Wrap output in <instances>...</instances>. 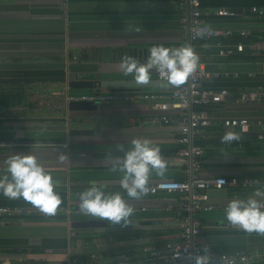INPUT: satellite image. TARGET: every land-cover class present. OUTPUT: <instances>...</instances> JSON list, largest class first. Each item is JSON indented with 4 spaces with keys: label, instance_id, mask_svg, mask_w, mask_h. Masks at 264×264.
Wrapping results in <instances>:
<instances>
[{
    "label": "crops",
    "instance_id": "crops-1",
    "mask_svg": "<svg viewBox=\"0 0 264 264\" xmlns=\"http://www.w3.org/2000/svg\"><path fill=\"white\" fill-rule=\"evenodd\" d=\"M177 2L68 0L62 9L56 0H0V160L11 153L36 149L62 198L58 211L50 215L23 198L9 199L0 193V264H132L141 260L166 264L163 250L178 241L181 214L176 202L184 196L160 192L130 198L120 188L121 174L111 172L110 165L113 158L123 156L117 144L127 147L134 137L148 138L159 145L167 161L165 173L153 172L148 185L188 178L190 168L180 163L174 152L179 146L176 127L151 121L178 111L153 110L150 102L141 98L147 93L168 96L172 85L99 89L95 93L119 91L133 100L95 104L97 109L92 112H71L66 101L61 119L39 116L37 104L40 88L67 87V96L94 92L70 90L67 83L77 78L134 80L119 68L122 48L127 47L128 55L135 57L137 49L138 58L144 62L143 50L156 44H190L207 71L225 73L202 81L203 87L226 88L230 95L208 107L214 122L195 134L191 144L202 149L201 177L251 180L247 187L227 185L207 190L213 208L198 214L205 226L198 242L207 252H244L246 260L237 264H264V235L231 226L224 216L230 199L246 198L264 185V140L256 139L258 133H264V127L253 126L248 134L239 135L218 123L226 117L264 122V98L236 102L244 92L264 93V14L258 13L264 6L250 10L241 5L229 9L203 6L206 25L230 35L191 44L180 29ZM218 8L239 11L218 16ZM240 32L246 36L241 37ZM249 35L254 41L244 45L243 51L220 55V47L232 48ZM154 80H159L155 70L150 81ZM214 125L221 130H213ZM72 130L91 133L72 135ZM222 131L237 133L238 144L222 141ZM3 171L0 168V173ZM91 182L105 184L109 192H121L134 207L127 225L66 213L78 206V193ZM88 219L106 224L92 229L71 227L73 221ZM145 248L158 255L150 258Z\"/></svg>",
    "mask_w": 264,
    "mask_h": 264
},
{
    "label": "clouds",
    "instance_id": "clouds-1",
    "mask_svg": "<svg viewBox=\"0 0 264 264\" xmlns=\"http://www.w3.org/2000/svg\"><path fill=\"white\" fill-rule=\"evenodd\" d=\"M214 30L203 25L196 29L198 36H211ZM199 54L190 44L179 47H166L156 44L148 49L144 62L133 55H126L120 61L119 68L125 74H131L137 83L148 82L152 72L158 71L171 85H181L197 70ZM222 141L238 140L239 135L227 131ZM123 156L112 159L110 171L120 173L119 185L130 198H139L148 191L149 178L153 172L163 175L167 169L160 147L148 138L134 137L125 147L117 144ZM11 153L0 160V193L9 199L23 198L32 206L46 214H55L62 203L59 192L55 190L56 181L35 154ZM63 160L64 157L60 156ZM106 185L91 182L78 193V209L81 213L106 220L110 223L127 225L134 207L119 191L109 192ZM258 197L260 199H258ZM226 220L246 233L264 235V185L257 187L246 198L230 199L224 209ZM174 255L179 256V252ZM242 260L245 258H241ZM195 264H212L211 257L205 254L195 257Z\"/></svg>",
    "mask_w": 264,
    "mask_h": 264
},
{
    "label": "built area",
    "instance_id": "built-area-1",
    "mask_svg": "<svg viewBox=\"0 0 264 264\" xmlns=\"http://www.w3.org/2000/svg\"><path fill=\"white\" fill-rule=\"evenodd\" d=\"M203 0H178V22L180 29L186 35L191 44H198L204 39H213L219 36L225 37L230 35L227 31L214 30L211 36H198L196 29L200 26L206 25L204 21V13L202 7ZM57 5L65 9L68 0H56ZM218 16H226L229 14L228 10L218 8L216 11ZM260 15L264 14V10H259ZM241 36H246L245 32H240ZM220 55L231 54L234 51L241 52L244 45L239 43L232 48L225 46L220 47ZM225 76V73H211L203 62H199V66L186 81L181 85H172L168 96H161L154 93L143 94L141 98L150 102L153 110L178 111L176 115H163L155 117L151 121L161 125L176 127L177 137L176 143L179 149L176 152V159L188 165L190 168V175L184 180H161L148 185L146 195H156L160 192L167 194H177L184 196L176 202V207L181 216L178 221L177 243L163 250V259L166 264H195V257L197 255L205 254L198 238L204 230V224L198 217L202 211L211 210L212 204H209V196L206 193L211 188L225 187L227 185H234L240 187H247L251 184L248 178L237 179L232 177L227 179L225 177H201L199 172L201 170L202 149L191 144L192 137L213 124L214 117L208 110L211 104H217L225 101L230 95L226 88H206L202 86L204 79L218 78ZM159 80L167 82L166 78L157 71ZM168 83V82H167ZM264 98V93L249 91L239 94L236 102H255L258 99ZM132 101L133 97L119 91H112L108 93H80L75 95H68L67 103L70 101H85L93 104H101L106 102L116 101ZM223 129L234 130L239 135L248 134L251 127H264V122L258 121L256 123L250 122L243 117H226L218 122ZM257 140H264V133L256 135ZM144 210V208H141ZM68 214L85 215L81 213L78 206L67 210ZM89 216V215H87ZM233 226V225H231ZM144 251L154 258L158 255L157 252H152L145 248ZM151 251V252H150ZM179 252V256L174 255ZM211 257L212 264H237L246 260L244 252H234L230 254H218L207 252ZM245 259H241V258ZM115 264H129L127 262H118ZM132 264H152L147 260L133 262Z\"/></svg>",
    "mask_w": 264,
    "mask_h": 264
},
{
    "label": "water",
    "instance_id": "water-1",
    "mask_svg": "<svg viewBox=\"0 0 264 264\" xmlns=\"http://www.w3.org/2000/svg\"><path fill=\"white\" fill-rule=\"evenodd\" d=\"M239 9H230V13H237ZM188 39V38H187ZM123 49V57L128 55V48L124 47ZM150 49V48H148ZM148 49L143 50V59H145L148 55ZM112 51H115L112 50ZM115 53V52H114ZM138 50H135V55L138 57ZM167 82L162 80H154V81H148L144 83H137L134 80H88V79H82L77 78L74 80H71L67 83L68 88L70 90H80V91H98L99 89H123V88H149V87H162L167 86ZM67 107L69 111L71 112H92L97 109V106L91 102H85V101H70L67 104ZM91 131L87 130H72V135H85L89 134ZM104 221H99L96 219H88V220H82V221H73L71 222L72 228H99L101 226H105Z\"/></svg>",
    "mask_w": 264,
    "mask_h": 264
},
{
    "label": "rangeland",
    "instance_id": "rangeland-1",
    "mask_svg": "<svg viewBox=\"0 0 264 264\" xmlns=\"http://www.w3.org/2000/svg\"><path fill=\"white\" fill-rule=\"evenodd\" d=\"M66 89L67 87L61 89L56 86H53V88H40L37 100L39 116H52L58 119L64 117L67 98Z\"/></svg>",
    "mask_w": 264,
    "mask_h": 264
},
{
    "label": "trees",
    "instance_id": "trees-1",
    "mask_svg": "<svg viewBox=\"0 0 264 264\" xmlns=\"http://www.w3.org/2000/svg\"><path fill=\"white\" fill-rule=\"evenodd\" d=\"M232 1H234V2H228V1H225V0H203L202 1V7L203 6H215V7H225L226 9L227 8L229 9L230 7H233V5H241L245 9L250 10V9H252V7L264 6V2H258L260 0H232ZM261 1H264V0H261ZM251 41H254V40L251 39V36L250 35L247 36V37L241 38L240 40H238V42L241 43V44H243V45H249V43H251ZM214 126L215 127H213V130H215V131H220L221 130V129H219V127H216V126H219V125H214ZM222 133H223V131H222ZM224 134L225 133H223V135ZM237 141L238 140H233V141H231L229 143L236 145V144H238ZM178 149H179V146L174 150V152L178 151ZM178 180H184V179H178ZM37 253L40 254V253H42V251L41 250H37Z\"/></svg>",
    "mask_w": 264,
    "mask_h": 264
}]
</instances>
